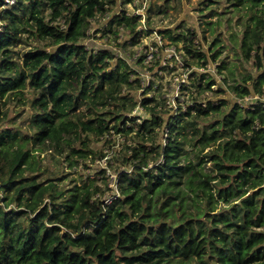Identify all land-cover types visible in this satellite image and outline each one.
Wrapping results in <instances>:
<instances>
[{"label": "trees", "instance_id": "trees-1", "mask_svg": "<svg viewBox=\"0 0 264 264\" xmlns=\"http://www.w3.org/2000/svg\"><path fill=\"white\" fill-rule=\"evenodd\" d=\"M224 1L249 15L235 46L257 71L224 83L239 99L264 96V0ZM219 2L203 0L213 15ZM116 5L0 0V118L11 99L32 108L27 132L0 126V264H264V101L195 102L165 118V103L148 96L152 86L126 59L83 43L91 21ZM141 20L122 10L110 25L135 45ZM177 29L158 34L182 42L186 68L217 62L219 39L208 55L196 31ZM226 69L221 61L219 73ZM199 78L203 90L217 85ZM114 136L123 151L111 159L95 144ZM44 153L68 169L104 159L107 168L43 178ZM108 168L118 191L110 203Z\"/></svg>", "mask_w": 264, "mask_h": 264}, {"label": "rangeland", "instance_id": "rangeland-1", "mask_svg": "<svg viewBox=\"0 0 264 264\" xmlns=\"http://www.w3.org/2000/svg\"><path fill=\"white\" fill-rule=\"evenodd\" d=\"M117 5L110 8V11L104 15H99L91 21L89 36L83 40V43L91 49H109L112 53L126 59L137 76L144 81L145 86H152L148 96H157L159 102L165 103L164 117L169 114L176 115L181 110L186 111L189 106L195 102H207L208 100L217 102L219 99H227L231 102H238L241 105L250 107L255 101H264V96H248L242 99L236 97L226 87L224 78L229 83L234 80H240L242 75L257 71L252 62H244L240 56L238 48L235 46L236 40L242 37L244 32V23L249 19L246 10H234L224 1L220 0L218 4L211 6L217 12L213 15L206 8L208 4L203 0H134L133 3L124 4V0H116ZM126 10L129 15H141V24L137 31L142 32L139 42L135 45L131 43V35L123 28L110 25L114 17ZM191 29L197 32L198 41L205 52L210 55L212 44L219 39L220 47H223L222 53L217 62H210L205 68L194 67L189 70L183 67L175 58L170 50H175L181 55L182 42L172 43L167 37H161L159 30ZM180 29H177V32ZM234 39V42H233ZM33 46H44V42H36L33 39L28 40ZM27 49L30 46L27 45ZM21 46L17 49L20 50ZM152 49L153 57L150 64H146V55ZM221 61L227 62V69L219 73L218 65ZM202 74L210 77L217 85L212 86V90H203L197 87V80ZM232 74L234 76H232ZM223 87L224 93H218L217 88ZM141 93V92H139ZM137 93V98L140 94ZM31 94H26V99H30ZM6 116L0 118L1 127L10 129H20L27 132L32 108L27 102L25 105L16 99H11L5 108ZM137 114L145 115L141 108L135 111ZM218 115L198 119V123L203 126L210 124L217 119ZM123 142L121 136H114L112 143L98 142L96 148L104 146V151L108 157L114 159L123 151ZM207 152V150H206ZM43 164L46 167V174L43 178L56 177L69 174V180L73 177L80 179L81 176L93 178L96 173L107 168L106 160H96L90 164L92 168L83 169L79 166L77 169H68L63 161L49 153L42 154ZM210 166V165H208ZM109 176L108 187L110 191H105L103 199L111 198L117 195L116 175L111 169L106 170ZM98 185L101 189H106L103 180H99ZM69 180L62 182L66 185Z\"/></svg>", "mask_w": 264, "mask_h": 264}, {"label": "built area", "instance_id": "built-area-1", "mask_svg": "<svg viewBox=\"0 0 264 264\" xmlns=\"http://www.w3.org/2000/svg\"><path fill=\"white\" fill-rule=\"evenodd\" d=\"M14 1H11V3H13ZM197 43H199V41H197ZM173 54H174V56H175V58L177 59V61L183 66V67H185V65H184V58H183V52L181 51V55H178L177 54V52L173 49V50H170ZM152 57H153V53H152V49H151V51H150V53H148V55H146V64H150V62H151V60H152ZM143 84H144V86H145V83H144V81H143ZM145 87H147V86H145ZM204 105V104H203ZM118 195V194H117ZM112 198L113 197H111V198H108L107 200H106V202L107 203H110L111 201H112Z\"/></svg>", "mask_w": 264, "mask_h": 264}]
</instances>
